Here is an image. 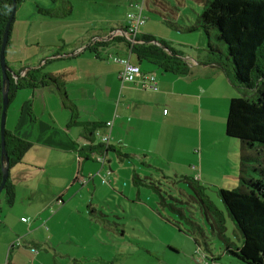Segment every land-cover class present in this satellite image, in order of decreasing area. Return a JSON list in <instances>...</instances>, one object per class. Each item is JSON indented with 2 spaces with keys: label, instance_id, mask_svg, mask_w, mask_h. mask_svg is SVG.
Masks as SVG:
<instances>
[{
  "label": "crops",
  "instance_id": "crops-1",
  "mask_svg": "<svg viewBox=\"0 0 264 264\" xmlns=\"http://www.w3.org/2000/svg\"><path fill=\"white\" fill-rule=\"evenodd\" d=\"M136 1H17L13 19L18 23L17 33L9 30L6 44L11 58L7 72L14 83V62L27 63L18 73L24 76L27 66L38 67L46 62L44 55H49L54 62L46 74L57 83L17 89L9 99L5 131L30 146L19 161L9 164L8 187L0 192V264H7V257L21 243L30 246L36 258H43L31 247L38 242L45 247L53 241L52 236H45V226H52L75 199L92 208L98 203L97 175L106 174L102 172L105 164L111 168L114 157L110 152L144 165L151 159L166 163L181 159L183 170L168 166L167 172L182 176L190 169L192 178L199 175L197 182L214 181L219 173L228 177L229 167L237 169L240 142L225 134L229 99L237 92L229 73L213 57L174 51L146 27L138 30L140 47L129 52L121 32L126 14L136 11ZM44 30L54 38L52 44L36 37ZM31 34L51 49L44 52L33 46ZM89 38L93 39L87 43ZM149 46L158 49L161 61L148 57ZM112 57L128 58L143 73L153 74L157 90L142 89L138 82L121 84L122 64ZM221 83L226 93L222 99L220 93L215 94ZM111 119V150L104 153L101 165L94 148L100 144L96 133L104 132V123ZM185 163H191L188 169ZM231 177L229 185L236 184L237 176ZM91 181L94 187L86 189ZM214 183L220 187L226 182ZM51 210H56L53 215Z\"/></svg>",
  "mask_w": 264,
  "mask_h": 264
},
{
  "label": "rangeland",
  "instance_id": "rangeland-1",
  "mask_svg": "<svg viewBox=\"0 0 264 264\" xmlns=\"http://www.w3.org/2000/svg\"><path fill=\"white\" fill-rule=\"evenodd\" d=\"M144 1V7L141 0L136 1L138 3L134 6L137 9L142 6L145 22L140 28L152 30L151 34L157 41L166 42L174 51L191 53L198 58L210 56L205 30L187 29L200 21L205 1ZM34 18L31 17V20ZM16 21H12L10 26V31L15 34L18 25ZM30 37L35 43L33 46H39L44 52H48L45 50L51 47L41 43L54 42V38L45 30L42 35H36L41 43L34 40V34ZM92 39L89 38L87 43ZM209 40L221 51L220 56L219 53L214 56L216 60L221 59L228 64L227 46L218 40L214 28L209 30ZM57 42L62 43L61 40ZM44 56L45 63L38 64V67L37 64L29 65L28 70L39 68L42 73H47L54 61L49 59V55ZM4 60L11 67L10 50L6 47ZM24 64L27 63L14 62L12 71L18 75ZM226 82L230 85L227 79ZM243 91L250 93L247 89ZM215 92L217 97L220 93L222 99V95L226 94L224 85L219 84ZM12 106L13 103L10 104ZM219 106L222 107V104ZM215 115H219V112ZM71 120H74L73 116ZM262 152L264 166V147ZM110 155L114 157L111 159V168L105 164L102 172L106 174L97 175L98 203L92 208L88 204L79 203L78 199L72 201L55 217L52 226H45V236H52L53 241L47 242L45 247L40 242L31 247L43 258H36L30 246H21V243L20 248L17 246L10 258L7 257V264H244L231 253V250L235 251L242 245V233L228 213L218 185L214 183L216 180H224L226 183L221 186L228 187L231 176L238 175L237 169L228 166V177H224L225 173H219L214 181L201 180L196 183L192 180L193 171L190 169L182 173V176H175L174 171L167 172L168 166L183 170L184 162L181 159L167 163L151 159L148 162L150 165H144L135 158L124 155L118 157L112 152ZM192 162L197 163L195 160ZM185 165L188 169L191 163ZM133 166L136 167L135 171ZM163 173H167L166 177ZM255 177L263 178L264 174L258 172ZM90 184L91 187L84 185L85 188L92 189L94 184L92 181ZM52 211L50 213L53 215L55 211Z\"/></svg>",
  "mask_w": 264,
  "mask_h": 264
},
{
  "label": "trees",
  "instance_id": "trees-1",
  "mask_svg": "<svg viewBox=\"0 0 264 264\" xmlns=\"http://www.w3.org/2000/svg\"><path fill=\"white\" fill-rule=\"evenodd\" d=\"M18 0H16L17 3ZM200 21L188 27L189 31L202 28L208 35L207 50L213 57L221 51L209 40V30L217 31L218 40L226 44L228 55L225 64L217 59L229 73L237 92L229 99L225 122V134L240 142V154L237 166V183L228 187H219L221 199L243 236L242 245L231 250L244 264H264V174L262 151L264 147V0H204ZM12 0H0V45L5 23L11 11ZM48 14L49 12H46ZM13 21V20H12ZM11 26V25H10ZM148 39V38H147ZM136 44L131 47L138 48ZM151 58L158 57V49L149 46ZM218 51V52H217ZM168 58V56H167ZM220 58V57H219ZM171 59V58H170ZM229 62L231 70H229ZM9 78V99L19 88L35 87L38 84L57 83L38 69L27 71L24 76L14 80ZM247 89L250 93L243 91ZM2 109V71L0 66V115ZM258 146H257V145ZM30 144L9 135L5 131V151L9 164L20 160ZM262 146V147H260ZM98 155L111 150V145L98 144ZM261 148V149H260ZM119 156L122 154L118 153ZM1 146H0V182H1ZM196 183L199 180L195 177ZM8 187V178L3 187ZM11 196V193H10Z\"/></svg>",
  "mask_w": 264,
  "mask_h": 264
},
{
  "label": "built area",
  "instance_id": "built-area-1",
  "mask_svg": "<svg viewBox=\"0 0 264 264\" xmlns=\"http://www.w3.org/2000/svg\"><path fill=\"white\" fill-rule=\"evenodd\" d=\"M126 19H127V24L125 26V30L121 32V35L126 40L130 52L131 47H133L138 43V39L140 37L138 31L139 27L145 22V17L142 14V6L140 9L136 8L135 12L127 13ZM112 59L114 61H119L122 64V70L119 74V79L121 84L127 82H132V83L138 82V84L142 89L157 90L158 87L155 81V76L153 74L143 73L140 70V67L136 64L131 63L128 58L112 57ZM112 125H113V119L108 120L104 123L105 131L101 133L97 131L96 134L100 139V143H103L104 145H109L111 141ZM96 159L99 163H101V165H104L105 163L104 155H97ZM192 168L195 169L194 166H192ZM195 178L198 179L199 175L195 176ZM22 220H25V218H22Z\"/></svg>",
  "mask_w": 264,
  "mask_h": 264
},
{
  "label": "water",
  "instance_id": "water-1",
  "mask_svg": "<svg viewBox=\"0 0 264 264\" xmlns=\"http://www.w3.org/2000/svg\"><path fill=\"white\" fill-rule=\"evenodd\" d=\"M16 11V0H12L11 11L8 16V19L5 23L1 45H0V66L2 71V109L0 115V146H1V182H0V192L2 191L6 180L8 178V169H9V161L7 157V153L5 151V116L6 109L9 103V78L6 73L8 71V67L4 60V51L9 37V30L12 20L14 18V14ZM15 78L20 75L15 74Z\"/></svg>",
  "mask_w": 264,
  "mask_h": 264
}]
</instances>
